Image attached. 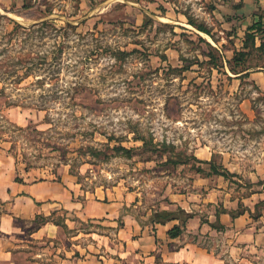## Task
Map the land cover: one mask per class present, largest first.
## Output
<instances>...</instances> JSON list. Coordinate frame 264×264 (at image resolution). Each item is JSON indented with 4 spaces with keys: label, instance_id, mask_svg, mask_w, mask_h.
I'll return each mask as SVG.
<instances>
[{
    "label": "rangeland",
    "instance_id": "374dc122",
    "mask_svg": "<svg viewBox=\"0 0 264 264\" xmlns=\"http://www.w3.org/2000/svg\"><path fill=\"white\" fill-rule=\"evenodd\" d=\"M214 4L0 0V151L34 178L134 194L141 213L214 167L222 204L257 224L264 94L244 73L264 68V34L246 40L253 22ZM250 246L246 264H264V242Z\"/></svg>",
    "mask_w": 264,
    "mask_h": 264
},
{
    "label": "crops",
    "instance_id": "0c3cea01",
    "mask_svg": "<svg viewBox=\"0 0 264 264\" xmlns=\"http://www.w3.org/2000/svg\"><path fill=\"white\" fill-rule=\"evenodd\" d=\"M214 5L223 21L244 25L264 10V0ZM245 74L264 94V68ZM217 178L196 175L186 191L141 213L134 194L116 188L85 193L67 174L34 178L0 151V264H246L250 245L264 242V212L258 225L248 211L233 218L237 202L222 204L226 187ZM263 189L251 195L255 205L264 202ZM160 213L171 219L160 223ZM174 227L182 232L170 238ZM213 236H221L222 246H212Z\"/></svg>",
    "mask_w": 264,
    "mask_h": 264
},
{
    "label": "trees",
    "instance_id": "16d2710c",
    "mask_svg": "<svg viewBox=\"0 0 264 264\" xmlns=\"http://www.w3.org/2000/svg\"><path fill=\"white\" fill-rule=\"evenodd\" d=\"M27 7V6H26ZM256 21H254L252 24H251V26H249L248 28H247V30H246V33H245V39L246 40H251L253 43H254V41H255V39H256V34L258 33V32H262L263 34H264V10H261V9H259V11H258V14L256 15ZM49 21V20H48ZM48 21H44V22H42V24L41 25H46V24H48V23H50V21L48 22ZM68 26H69V24H68ZM53 30H57V29H54L53 28ZM62 30V29H61ZM60 30V31H61ZM198 30H200L201 32H204V33H206V31L205 30H203V29H198ZM200 40H202V39H200ZM239 61V59H235V64L237 65L238 64V66L241 64V63H239L238 62ZM235 67V66H234ZM237 67V66H236ZM230 70L233 72L234 71V69H233V67H230ZM181 71H184V70H181ZM244 72H247V70H241V72L240 73H244ZM239 73V74H240ZM238 75V74H237ZM246 75V74H245ZM244 75V76H245ZM199 162V161H198ZM200 163V162H199ZM211 169H212V173H210V174H207V176H209V175H211V174H215V175H221V176H223V177H225L226 175H227V173L226 174H224V173H222V174H219L218 173V171L216 170V169H214V167H211ZM195 173L196 174H200V173H202V170H200V169H196V171H195ZM263 184V183H262ZM260 204L261 205H263V207H264V202H260ZM242 213L240 212V213H237V214H232V217L233 218H235L236 216H239V215H241ZM158 218H160V223H163V222H165V221H167V220H170L171 219V216H170V214H168V213H160V214H158V216H157ZM190 216L189 215H186L185 216V218H189ZM215 228H218L219 230H222L223 229V227H221V226H219V227H215ZM181 229L179 228V227H174V228H172L169 232H168V235L170 236V238H176V237H178L180 234H181Z\"/></svg>",
    "mask_w": 264,
    "mask_h": 264
}]
</instances>
